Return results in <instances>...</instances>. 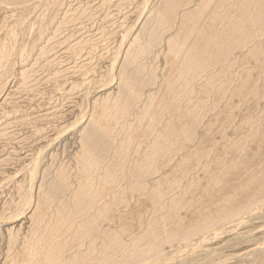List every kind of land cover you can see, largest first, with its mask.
I'll use <instances>...</instances> for the list:
<instances>
[{
  "label": "bare ground",
  "instance_id": "bare-ground-1",
  "mask_svg": "<svg viewBox=\"0 0 264 264\" xmlns=\"http://www.w3.org/2000/svg\"><path fill=\"white\" fill-rule=\"evenodd\" d=\"M110 8L95 64L112 33L83 23ZM43 82L76 116L7 172L0 264H264V0H0L4 143L55 116L26 112ZM67 127L74 150L46 164Z\"/></svg>",
  "mask_w": 264,
  "mask_h": 264
},
{
  "label": "rangeland",
  "instance_id": "rangeland-1",
  "mask_svg": "<svg viewBox=\"0 0 264 264\" xmlns=\"http://www.w3.org/2000/svg\"><path fill=\"white\" fill-rule=\"evenodd\" d=\"M147 1H151V0H147ZM94 4H96V2H94ZM128 6V5H127ZM126 6V7H127ZM126 7H124V8H126ZM131 7V6H130ZM130 7L128 6L126 9H130ZM112 9V11L114 12L115 10V8H110L109 9V11ZM123 12H125V11H123ZM115 13V12H114ZM119 16V17H118ZM129 16V15H128ZM113 18H114V23L116 24V26H114L115 24L113 23V22H108V21H104V22H102L103 20H102V18H100V17H97L96 19H95V21H94V23H93V21H92V23L91 22H87V21H85L83 24H85L86 26H87V29H90V33H97L98 35H99V33L98 32H100L101 33V31H105L106 30V28H111V29H107L106 31H108L109 32V34H111L110 36H106V38H103L102 39V42L98 45V48H96V52H94L93 54L94 55H91V57H94L93 58V63H99L100 61H98V59H96L97 57H95V56H98L100 53H103V54H105V57L109 60L110 58H111V56H112V48H113V50L117 47L116 46V44H118V40H117V37H118V34L116 33L117 32V30H118V24H119V22H121V20H120V15H117V13H115V16H113ZM117 18H119L118 20H117ZM98 19H101V20H98ZM120 20V21H119ZM129 21L130 20H128V19H126V20H124V22L128 25L129 24ZM79 22V21H78ZM106 22H107V24H106ZM90 23V24H89ZM99 23V24H98ZM105 23V24H104ZM114 24V25H113ZM125 24V25H126ZM89 25H91V26H89ZM94 25V26H93ZM99 25H101V26H99ZM103 25V26H102ZM107 25V26H106ZM111 25H112V27H111ZM99 26V27H98ZM114 26V27H113ZM71 27V26H70ZM69 27V28H70ZM92 28V29H91ZM95 28V29H94ZM97 28V29H96ZM99 29V30H98ZM101 30V31H100ZM113 30L114 31H116L115 33L113 32ZM111 32V33H110ZM108 34V33H107ZM108 34V35H109ZM113 34H114V36H113ZM115 34H116V36H115ZM110 37V38H109ZM113 37V38H112ZM111 39H112V41H111ZM114 39V40H113ZM106 40H108V41H106ZM109 40H110V43H108L109 42ZM116 40V41H115ZM104 41V42H103ZM107 42V43H106ZM112 42V43H111ZM105 43V44H104ZM104 44V45H103ZM108 44V45H107ZM109 47V48H108ZM107 48V49H106ZM109 53H107V52ZM100 52V53H99ZM96 53V54H95ZM99 53V54H98ZM107 53V54H106ZM111 54V55H110ZM59 56V55H58ZM64 57V58H63ZM65 57L66 56H63V55H61V56H59V61H60V63L63 65H65L66 63H69V61H70V59L69 58H67L66 57V59H65ZM69 57V56H68ZM109 57V58H108ZM113 57V56H112ZM105 58V59H106ZM60 59H62V60H60ZM68 59V60H67ZM64 60V61H63ZM94 60H96L95 62H94ZM107 61V60H106ZM65 62V63H64ZM105 64H107L106 62H104ZM104 63H102L101 65H103ZM42 71V70H41ZM38 71L37 72V75L38 76H41V75H45L46 73L44 72V71ZM42 73V74H41ZM36 75V76H37ZM44 83V84H43ZM43 83H41V84H39V88L37 87V89H35V91H34V101H33V103H32V105H30V106H27V113L28 114H30V112L32 111V113L34 114V113H37V114H39V113H42V112H44V111H48V109L49 108H51V109H49V114L50 115H55V116H48L49 118H46L45 119V121L43 122H35V121H33V122H35V123H32V124H30V125H28V124H10L9 125V127H10V130L11 131H9V132H13V139L10 141V142H8V143H4L3 142V140H1L0 139V158H2L3 156H4V158H8V157H10L9 159H10V161L7 163V164H5L4 166L3 165H1L0 164V166H2V167H0V179H2L3 180V182L5 183H3V186L4 187H2L1 186V188H0V211H2V209L1 208H3L2 206H3V204H4V202L7 200V198L9 197V195L12 193L11 191H12V189H11V183H9L8 181H6V177L9 175V173H12V172H14V173H16L15 171H19L18 172V174L16 175V177L17 178H19V177H21L22 176V172L20 171L21 169H23V167L24 166H26L27 165V163H25V157L27 156V153H28V155L29 154H31V153H33V151L34 152H36V146H38L40 143V141H37L36 140V136L34 135V133H35V131L37 130V127H40V128H43L44 130L46 129L47 130V128L46 127H48L47 126V124H49V122H53V123H60L61 124V126H64V125H68V127H70L69 125H71L72 124V121H73V119L75 118V116L76 115H74V111L73 112H71L72 114H70L69 116H65V118L63 117L62 119L61 118H58V116H56V115H61L62 113V115H65V114H67V112H65V111H67V110H69L71 107H72V105L74 106V104H72V103H70L69 101H67V99L66 98H63L62 96H60L58 93L57 94H55L56 92H54V94H53V92L52 91H54V89H53V84H49L48 83V85H47V83H45V82H43ZM47 85V86H46ZM49 88V89H48ZM38 91V92H37ZM36 92V93H35ZM39 92L41 93L40 94V96L41 95H43V96H39ZM45 92H47V93H45ZM44 93V94H43ZM51 93V95H49ZM48 94V95H47ZM52 94H53V96H52ZM38 95V96H37ZM58 95V96H57ZM38 98H37V97ZM50 96L51 97H55V98H50ZM36 97V98H35ZM62 97V98H61ZM44 98V99H43ZM23 99V98H22ZM46 99V100H45ZM50 99V100H49ZM66 99V100H65ZM21 100V99H20ZM47 100H48V102H47ZM52 100V101H51ZM55 100V101H54ZM72 100H74V102H77V100L75 101V99H72ZM49 101H51L50 103H49ZM12 102H14V101H12ZM23 102H25L24 100H23ZM23 102H21L20 104H22V105H25V103H23ZM43 102H44V104H46V105H44L43 104ZM67 102V103H66ZM38 103H40L39 104V106H38ZM48 103V104H47ZM54 103H56L57 104V106H56V104H54ZM11 104L12 103H10L9 105H8V107H6L7 108V111H10L11 110ZM35 104V105H34ZM54 104V105H53ZM61 104V105H60ZM72 104V105H71ZM13 105V104H12ZM41 105H43V106H41ZM66 106V107H64V106ZM68 105H69V108H67L68 107ZM15 106V105H14ZM33 106V107H32ZM46 108H45V107ZM54 106V107H53ZM59 106V107H58ZM10 107V108H9ZM35 107V108H34ZM40 107H42V108H40ZM31 108V109H30ZM37 108V109H36ZM65 108H66V110H65ZM10 109V110H9ZM29 109V110H28ZM35 109H36V111H35ZM57 109H59V110H57ZM52 110V111H51ZM61 111V112H60ZM31 113V116L34 118L35 116L33 115ZM54 113H57V114H54ZM59 113V114H58ZM61 113V114H60ZM75 114H77V113H75ZM53 118H54V120H53ZM57 118V119H56ZM52 120V121H51ZM48 121V122H47ZM56 121V122H55ZM58 121V122H57ZM11 122V121H10ZM62 122V123H61ZM65 124H64V123ZM67 122V123H66ZM74 122V121H73ZM12 123V122H11ZM39 123V124H38ZM42 123H44V124H42ZM12 125V126H11ZM40 125V126H39ZM45 125V126H44ZM26 126V127H25ZM32 126V127H31ZM35 128H34V127ZM44 126V127H43ZM16 127V128H15ZM18 127H20V128H18ZM68 127H67V129H68ZM31 128H33V129H31ZM65 129V131H62V130H60V129H56L55 130V133L57 132V133H59L60 131H61V133H59V135L60 136H58V134H57V136H55V138L49 143V145H47V147L45 148V150L43 151V155H44V162L47 164V163H49V162H51V161H49V159H50V157L51 156H53L54 158H55V164L56 163H58V162H65V161H67L68 160V158H69V156H70V154L72 153V151L74 150V148H75V136L73 135H71L72 134V130H73V128L72 129ZM23 130V131H22ZM32 130H34V132L32 131ZM15 131V132H14ZM20 131V132H19ZM59 131V132H58ZM67 131V132H66ZM71 132V133H69V132ZM46 132H48L49 134L48 135H51V137L53 138V136H52V134L54 135L55 133L53 132V133H51V132H49V131H46ZM65 132V133H64ZM31 133V134H30ZM51 133V134H50ZM61 134H63V135H61ZM18 135V136H17ZM56 135V134H55ZM16 137V138H15ZM19 137V138H18ZM21 137V138H20ZM32 137V138H31ZM72 137H73V139H72ZM16 140H15V139ZM24 138V139H23ZM13 140H15V141H13ZM20 141V142H19ZM27 141V142H26ZM72 141H74V142H72ZM13 142V143H12ZM4 143V144H3ZM12 143V144H11ZM21 143V144H20ZM31 143V144H30ZM6 144H7V146H6ZM11 144V145H10ZM37 144V145H36ZM33 145V146H32ZM35 145V146H34ZM40 146V145H39ZM38 146V147H39ZM50 146V147H49ZM22 148V149H21ZM29 148V149H28ZM32 150H31V149ZM29 150V151H28ZM10 151V152H9ZM16 151V152H15ZM30 151H31V153H30ZM18 153V154H17ZM18 155H20V156H18ZM51 155V156H50ZM11 156H14V157H12L11 158ZM18 156V157H17ZM22 157V158H21ZM24 157V158H23ZM67 157V158H66ZM54 158H52V159H54ZM19 159V160H18ZM22 159V160H21ZM24 159V160H23ZM18 160V161H17ZM22 161V162H21ZM24 161V162H23ZM57 161V162H56ZM21 162V163H20ZM24 166H23V165ZM18 167H20V168H18ZM5 169H8V170H5ZM10 171V172H9ZM5 172V173H4ZM7 172H9V173H7ZM21 172V173H20ZM14 173H12V174H14ZM6 174V176H4ZM20 174V175H19ZM7 183V184H6ZM9 184V185H8ZM10 190V191H9ZM5 192V193H4ZM9 192V193H8ZM4 195V196H3ZM8 195V196H7ZM4 199V200H3ZM259 217V218H258ZM256 219H253L251 222H250V224H251V226H252V230L254 231V232H256V231H258V230H262V228H261V226H262V224H263V222H264V220H262L261 218H260V216H258ZM254 224V225H253ZM259 228V229H258ZM261 228V229H260ZM264 228V227H263ZM229 239H231V238H229ZM228 239V240H229ZM2 239L0 238V241H1ZM246 241V240H245ZM1 244H2V242H0V246H1ZM243 244H245V243H243ZM242 245V244H241ZM238 246H240V245H238ZM261 246V245H260ZM1 257V256H0Z\"/></svg>",
  "mask_w": 264,
  "mask_h": 264
}]
</instances>
